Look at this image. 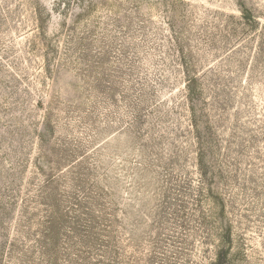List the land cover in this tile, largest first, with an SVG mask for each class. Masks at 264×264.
I'll return each mask as SVG.
<instances>
[{
  "label": "rangeland",
  "instance_id": "1",
  "mask_svg": "<svg viewBox=\"0 0 264 264\" xmlns=\"http://www.w3.org/2000/svg\"><path fill=\"white\" fill-rule=\"evenodd\" d=\"M223 249L264 264V0H0V264Z\"/></svg>",
  "mask_w": 264,
  "mask_h": 264
},
{
  "label": "trees",
  "instance_id": "2",
  "mask_svg": "<svg viewBox=\"0 0 264 264\" xmlns=\"http://www.w3.org/2000/svg\"><path fill=\"white\" fill-rule=\"evenodd\" d=\"M201 155H202V153H201ZM200 163H201L202 174H207V170H208L209 167H208V165L206 163H204L203 156L200 157ZM227 256H228V251L223 249V250H221L219 252L218 261L217 262H212L211 264H218V263L222 262V259L224 257H227Z\"/></svg>",
  "mask_w": 264,
  "mask_h": 264
}]
</instances>
